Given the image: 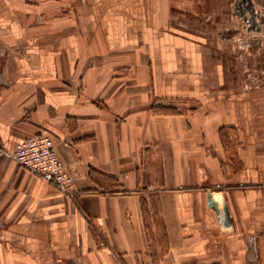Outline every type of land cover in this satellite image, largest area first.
I'll return each instance as SVG.
<instances>
[{"label": "crops", "instance_id": "1", "mask_svg": "<svg viewBox=\"0 0 264 264\" xmlns=\"http://www.w3.org/2000/svg\"><path fill=\"white\" fill-rule=\"evenodd\" d=\"M216 1L0 0V264H264V82L176 12Z\"/></svg>", "mask_w": 264, "mask_h": 264}, {"label": "rangeland", "instance_id": "2", "mask_svg": "<svg viewBox=\"0 0 264 264\" xmlns=\"http://www.w3.org/2000/svg\"><path fill=\"white\" fill-rule=\"evenodd\" d=\"M184 6L177 9L178 16L221 43L230 78L264 82V0H217L216 7L199 11ZM202 11L212 19L200 18Z\"/></svg>", "mask_w": 264, "mask_h": 264}, {"label": "built area", "instance_id": "3", "mask_svg": "<svg viewBox=\"0 0 264 264\" xmlns=\"http://www.w3.org/2000/svg\"><path fill=\"white\" fill-rule=\"evenodd\" d=\"M7 154L23 169L52 183L66 198H75L77 190L74 177L61 160L47 132L26 136Z\"/></svg>", "mask_w": 264, "mask_h": 264}]
</instances>
